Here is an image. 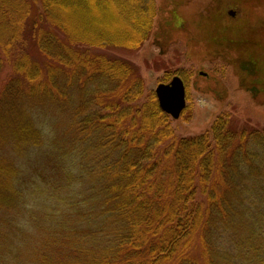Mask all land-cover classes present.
<instances>
[{
    "label": "trees",
    "instance_id": "16d2710c",
    "mask_svg": "<svg viewBox=\"0 0 264 264\" xmlns=\"http://www.w3.org/2000/svg\"><path fill=\"white\" fill-rule=\"evenodd\" d=\"M158 12L157 0H0V84L7 62L16 73L0 93V126L13 129L9 140L19 147L43 146L44 133L27 105L53 108L63 132L58 142L81 156L85 184L82 199L67 202L60 217L66 223L77 219L74 225L44 227L37 217V233L22 234L10 230L7 213L24 201L27 179L10 180L1 166L6 232L0 240L23 243L11 254L0 248L2 260L200 264V254L203 264H264V225L253 222H264V128L222 115L209 132L177 137L156 95L140 104L145 85L133 64L88 49L135 51L153 35ZM35 15L33 37L47 58L45 70L26 47ZM216 22L209 43L238 49L240 64L249 67L241 80L252 76L261 96L264 51L258 37L245 21L231 27ZM63 170L57 175L70 183V167ZM55 180V189L62 187Z\"/></svg>",
    "mask_w": 264,
    "mask_h": 264
},
{
    "label": "rangeland",
    "instance_id": "374dc122",
    "mask_svg": "<svg viewBox=\"0 0 264 264\" xmlns=\"http://www.w3.org/2000/svg\"><path fill=\"white\" fill-rule=\"evenodd\" d=\"M157 6L159 12L155 18L154 34L142 47L135 51L92 47L88 48L91 54L120 58L134 65L145 85L140 104L147 102L150 95H155L158 83H168L174 75L180 74L186 83L188 95L187 107L181 117H171V126L177 137L209 132L214 121L222 115H232V119H237L240 126L250 123L252 127L264 128V92L261 94L260 91L261 96L258 95V85L252 76L247 77L249 81L241 80L245 69L249 67L245 62L240 64V52L231 45L215 49L207 39L216 21L220 20L228 27L245 21L252 28L250 33L253 37H258L259 40L257 37L254 39L261 43L264 51V0H157ZM173 11H177V19L172 17ZM230 11L235 12V15L232 16ZM38 19L39 16L36 18L35 15V20L28 24L26 47L30 56L43 68L41 64L47 58L33 37L36 32L34 24ZM170 23L171 27H168ZM3 70L0 93L8 79L16 76L11 62H7ZM13 102L20 105L25 101ZM27 107H31L29 110L33 112L32 117L44 133L43 146L28 143L26 147H19L13 140H9L13 129L7 130L3 124L0 126V167L8 168L7 176L10 180L13 176L27 179L21 188L22 192L25 191L24 201L17 210L7 213L11 219L8 223L10 230L36 234L40 227L35 222L37 217L44 221V227L52 224L59 228L62 223L70 226L76 223L77 219L66 223L60 217L63 211H67V202L82 199L80 196L84 194L85 184L80 180L83 164L81 156L72 147L66 149L58 142L59 139L62 141L63 132L53 108L38 109L33 101ZM68 167L73 179L65 183L57 174H60L59 169L65 172ZM55 176L58 179L55 180ZM36 178L39 180L34 183ZM14 180L13 186L18 184L16 177ZM52 180L60 181L62 187L55 189ZM262 208L264 210V206ZM4 212L0 213V237H4L6 232L2 225L5 221ZM46 213L53 215L52 219H42ZM260 219H253V222L261 221L259 227L264 225L263 219ZM262 230L264 232L263 226ZM15 241L9 244L6 238L3 242L0 240V248L11 254L10 250L23 244L20 239L17 241V237ZM223 246L225 248L226 244L223 243ZM11 257L4 261L2 255L0 264H39L31 257L18 258L20 260L17 261ZM198 260L203 264L200 254Z\"/></svg>",
    "mask_w": 264,
    "mask_h": 264
},
{
    "label": "water",
    "instance_id": "95a60500",
    "mask_svg": "<svg viewBox=\"0 0 264 264\" xmlns=\"http://www.w3.org/2000/svg\"><path fill=\"white\" fill-rule=\"evenodd\" d=\"M232 16L235 12L230 11ZM187 87L181 76H174L169 83H158L155 90L161 109L175 119L181 117V113L187 107Z\"/></svg>",
    "mask_w": 264,
    "mask_h": 264
},
{
    "label": "bare ground",
    "instance_id": "6f19581e",
    "mask_svg": "<svg viewBox=\"0 0 264 264\" xmlns=\"http://www.w3.org/2000/svg\"><path fill=\"white\" fill-rule=\"evenodd\" d=\"M153 31H154V29H153ZM153 34H154V32H153ZM174 76H181V75H180V74H179V75L176 74V75H174ZM174 76H173V77H174ZM173 77H172V78H173ZM181 77H182V76H181ZM172 78H171V79H172ZM182 78H183V77H182ZM171 79H170L169 81H171ZM183 79H184V78H183ZM169 81H168V83H169ZM163 83H164V82H163ZM186 94H187V93H186ZM187 95H188V94H187ZM156 96H157V95H156ZM157 100H158V99H157ZM158 104H159V103H158ZM170 117H172V116H170ZM172 118H173V117H172ZM174 119H175V118H174ZM18 247H19V246H18ZM19 249H20V247H19Z\"/></svg>",
    "mask_w": 264,
    "mask_h": 264
}]
</instances>
